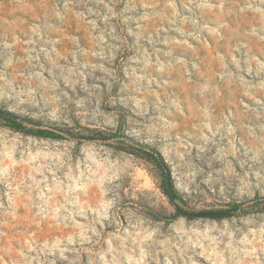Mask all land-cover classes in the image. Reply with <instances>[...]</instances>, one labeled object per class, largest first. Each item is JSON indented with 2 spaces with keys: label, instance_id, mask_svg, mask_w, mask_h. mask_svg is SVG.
Here are the masks:
<instances>
[{
  "label": "rangeland",
  "instance_id": "obj_1",
  "mask_svg": "<svg viewBox=\"0 0 264 264\" xmlns=\"http://www.w3.org/2000/svg\"><path fill=\"white\" fill-rule=\"evenodd\" d=\"M0 264H264V0H0Z\"/></svg>",
  "mask_w": 264,
  "mask_h": 264
},
{
  "label": "trees",
  "instance_id": "obj_2",
  "mask_svg": "<svg viewBox=\"0 0 264 264\" xmlns=\"http://www.w3.org/2000/svg\"><path fill=\"white\" fill-rule=\"evenodd\" d=\"M10 127L30 133V134H35L39 136H44V137H56L60 138L61 136L59 134H55V132H50L48 129H45L42 127V124L38 121H35L33 119L26 120L22 119L16 115L10 114V117H5L3 118ZM60 132L64 133V135L73 137V138H78V139H86V140H94V139H103L102 135L94 130H87V133H82L79 131H75L74 129L71 128H64V130H59ZM139 152H134L137 156L143 157L144 159H151L150 157V152L146 151L143 147L138 150ZM241 206H234V210H238V208Z\"/></svg>",
  "mask_w": 264,
  "mask_h": 264
}]
</instances>
